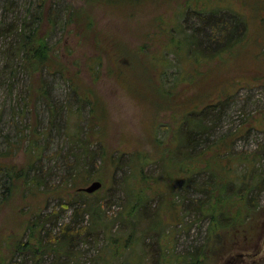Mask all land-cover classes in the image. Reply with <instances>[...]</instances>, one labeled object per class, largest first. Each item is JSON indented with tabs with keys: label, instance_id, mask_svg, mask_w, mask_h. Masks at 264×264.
<instances>
[{
	"label": "rangeland",
	"instance_id": "1",
	"mask_svg": "<svg viewBox=\"0 0 264 264\" xmlns=\"http://www.w3.org/2000/svg\"><path fill=\"white\" fill-rule=\"evenodd\" d=\"M39 1L0 0V28H12L0 33V264H94L109 243L100 227L90 229L94 208L114 236L134 234L136 252L130 247L126 256L135 264H190L192 246L203 251L200 264H228L241 249L251 254L246 264H264V163L244 183L251 188L249 236L223 229L211 239V217L195 203H208L195 185L205 174L212 184L235 175L237 164L224 162L214 140L227 135L245 158L264 145V0L96 4L98 34L86 43L74 23L57 24L49 41L63 51L62 71L31 73L10 49L14 23L29 19ZM55 1L61 17L86 6ZM204 18L205 34L212 18L230 19L235 32L204 48ZM211 104L219 105L207 115L213 133L191 158L207 153L189 164L178 155L186 126ZM94 180L103 182L98 191L78 190ZM78 205L91 211L74 223L70 249H48L58 247ZM131 205H138L137 218ZM56 212L61 216L31 235L32 220Z\"/></svg>",
	"mask_w": 264,
	"mask_h": 264
},
{
	"label": "trees",
	"instance_id": "2",
	"mask_svg": "<svg viewBox=\"0 0 264 264\" xmlns=\"http://www.w3.org/2000/svg\"><path fill=\"white\" fill-rule=\"evenodd\" d=\"M106 1L109 0H85L86 6L78 7L76 8L77 10L72 7L68 9V14L65 17H61L60 13H62L64 9L60 5H58V7L56 6V3L59 2L54 0L49 3V0H40L37 8H35V11L28 10L30 11L29 19L25 16V18L20 21V23H14V29L12 32L16 36V43L14 47L10 49V53L16 55V57L18 56V60H20L25 69L29 70L31 73L34 71L38 72L39 70H46L50 73L62 71L64 65L61 63V52L63 51L59 52L60 48H58L56 44H53L49 41L50 31H52L59 23H62L65 26L74 23L76 25L75 28L77 29L78 34H80V36L85 39V42L87 43L91 41L92 38H94V35L98 34V31H96L95 28L97 21H95L92 8L96 4H103ZM62 18H65V20ZM204 19L205 21L201 23L198 33L199 36L201 35L200 44L205 46L204 48H212L213 45L217 46L219 43L223 42L222 38L225 35L231 33L232 31L235 32L233 26L230 23V19H227L228 22H226V19L213 21L212 18L211 20L213 22L211 21L209 27L211 32L208 31L207 34H205L206 32L204 31V24L207 25L206 22L210 20L208 18ZM0 29V33H5L7 31H11L12 28L9 29L6 27V25H2ZM239 31L241 32L242 29ZM93 44L97 47L101 46L99 40L98 42L94 41ZM218 106L219 105L211 104L208 106V110L206 109L207 107H203L201 111L197 113L198 117L195 119V123H192V119V122L186 126L185 140L184 143L179 146V148L182 149H180L181 151L178 153V155H185L186 158H183L187 163L195 165V162H198L195 160L196 156L199 153H207V150L203 149L199 151L195 157L191 158L193 156L191 150H195L196 147L206 142L210 135H212V121L214 118L208 117V114ZM210 109L212 110L210 111ZM227 137V135L222 136L218 138L217 141L214 140L213 142L222 144L220 152L224 153V157L226 158L224 162L229 163L227 165L232 163L237 164L235 165L234 178L224 182H216L217 184H212L209 181V175L205 174V177L199 181V183L195 184L199 188V191L206 195V200L208 203L210 202L208 205L206 201V203L204 201L200 202L199 198L195 200L197 206L201 204V207L199 208L200 211L203 213L206 211V213H209L211 217L212 223L210 225L211 228L208 234L210 233V238H213V240H216L219 237V233L223 229L228 230V234L233 235L234 237H239L240 235L249 236V231L254 221H251L252 217L250 211L252 209V204L250 203V200L247 199L251 188L247 187L244 183H246L247 179L250 178V174H253L255 177L259 176L257 171L262 167L258 168L256 165L259 162L264 163V145H260L259 149L253 152L250 157L245 158L243 157V154L233 152L232 143L228 144V142H225ZM89 140L90 138L86 142L88 143ZM182 169L186 168L183 167ZM203 169L204 167L197 168L196 173H200ZM229 182L234 183L235 185L231 186L230 188L225 187L229 186ZM237 194L243 196V200L238 201L235 196ZM231 197L232 201H229L228 199ZM254 197L256 198V196ZM135 198L136 195L133 197V199ZM66 201L67 202H63L62 205L65 209H68L73 203L68 200ZM138 201H141V199ZM137 204L140 205L139 202ZM255 204L257 205V202ZM138 205L135 207L133 205L130 206L131 210H129V212L131 217H135L136 215L137 218L136 209ZM222 205H225V208H222ZM228 206H234L237 209L230 211L231 209L227 208ZM88 211H91V209H82L79 207V205L75 207L71 220L61 227V236L57 242L58 247L56 248L48 246V249H70V243L74 237L73 225L75 222H77L79 217L83 218L85 214L88 213ZM138 212L140 213V211ZM53 213H49L47 218H45L43 215H38L35 220H32V223L29 225L31 235L35 232H40L41 230L38 228L45 226V224L53 220L54 217L57 219L59 214L61 216L60 212H56L55 214ZM92 215L94 217V221L91 223L90 229H97L100 227L102 229L103 235L109 240V243L106 244L107 249L102 255H99L96 258L94 264H135V261L134 263L132 262L131 256H126V251L130 247H132V253L136 252L134 246L137 240L134 238V234L130 233L124 238L121 236H114L110 224L105 221L104 217H102V215L99 213L98 208L92 209ZM80 228L82 229V227ZM150 229L154 228L151 226ZM49 232L50 231H48V235L52 236V234H49ZM22 245L24 246V244ZM43 247L44 246L41 245L38 249L41 254L44 253ZM239 253H246L248 255L247 257L251 255L249 251H244L243 249H241V252H238V254ZM238 254H236L235 257H232L229 260L230 263L228 264H246L248 262L247 257L244 260V258L238 256ZM202 255L203 251L199 247L192 246L190 250H188L187 256L191 257L190 264H200ZM187 256L184 255V258H187Z\"/></svg>",
	"mask_w": 264,
	"mask_h": 264
},
{
	"label": "water",
	"instance_id": "3",
	"mask_svg": "<svg viewBox=\"0 0 264 264\" xmlns=\"http://www.w3.org/2000/svg\"><path fill=\"white\" fill-rule=\"evenodd\" d=\"M102 186H103V182L101 180H94L92 181L90 185L85 186V187H80L79 190L85 191L87 193H94L98 191L99 189H101Z\"/></svg>",
	"mask_w": 264,
	"mask_h": 264
},
{
	"label": "flooded vegetation",
	"instance_id": "4",
	"mask_svg": "<svg viewBox=\"0 0 264 264\" xmlns=\"http://www.w3.org/2000/svg\"><path fill=\"white\" fill-rule=\"evenodd\" d=\"M238 256H241L242 258H244V260H245V258L248 256L246 253L244 254V253H239L238 254Z\"/></svg>",
	"mask_w": 264,
	"mask_h": 264
},
{
	"label": "bare ground",
	"instance_id": "5",
	"mask_svg": "<svg viewBox=\"0 0 264 264\" xmlns=\"http://www.w3.org/2000/svg\"><path fill=\"white\" fill-rule=\"evenodd\" d=\"M94 137V136H93ZM99 138V137H98ZM94 139V138H93Z\"/></svg>",
	"mask_w": 264,
	"mask_h": 264
}]
</instances>
